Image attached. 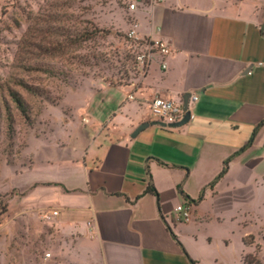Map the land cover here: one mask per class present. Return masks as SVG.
<instances>
[{"label": "crops", "instance_id": "1", "mask_svg": "<svg viewBox=\"0 0 264 264\" xmlns=\"http://www.w3.org/2000/svg\"><path fill=\"white\" fill-rule=\"evenodd\" d=\"M135 17L139 38L169 43L166 68L155 56L136 82L103 90L113 104L85 106L79 135L66 120L63 139H46L27 167L26 192L13 198L14 216L59 213L45 222L59 264H205L183 233L221 215L214 205L264 187V0H166ZM186 94L198 96L187 124L151 125L133 136L156 121V97ZM186 201L197 202L193 218L179 222L174 210ZM244 236L242 264L252 249ZM11 238L19 244V233Z\"/></svg>", "mask_w": 264, "mask_h": 264}, {"label": "rangeland", "instance_id": "2", "mask_svg": "<svg viewBox=\"0 0 264 264\" xmlns=\"http://www.w3.org/2000/svg\"><path fill=\"white\" fill-rule=\"evenodd\" d=\"M132 20L120 0H0V86L24 96L32 120L11 104L13 131L6 111L0 119V264H59L43 215L14 216L10 208L26 192L34 155L47 140H61L66 120L73 119L68 128L79 135L85 106L109 108L115 98L103 90L145 75L136 55L146 42L128 38ZM88 117L94 121L95 115ZM253 190V198L214 205L221 215L183 233L205 264H242V233L254 237L245 255L264 264V187ZM12 233H19V244L12 243Z\"/></svg>", "mask_w": 264, "mask_h": 264}, {"label": "built area", "instance_id": "3", "mask_svg": "<svg viewBox=\"0 0 264 264\" xmlns=\"http://www.w3.org/2000/svg\"><path fill=\"white\" fill-rule=\"evenodd\" d=\"M166 0H120L121 5L125 12L133 18L131 22V28L127 33L128 38L133 39L134 41H144L146 42L145 51L136 55V61L140 63L147 72L148 67L150 66L152 60L155 56H160L163 59L162 67L166 68V63L164 59L171 54V47L169 43L161 38H139L138 37V28L139 21L135 17V14L141 9L163 4ZM161 29H158L160 32ZM129 99H133V95H129ZM191 102H197L198 96H192L190 98ZM150 113L154 120L165 123L167 126L173 125L183 120L186 111L182 100H174L166 97H156L150 104ZM177 215V220L179 222H190L194 214V203L186 201L184 204L179 205L175 208ZM57 211H49L43 215L44 219L49 221L52 218L58 216ZM51 254L47 253L46 257L49 258Z\"/></svg>", "mask_w": 264, "mask_h": 264}, {"label": "trees", "instance_id": "4", "mask_svg": "<svg viewBox=\"0 0 264 264\" xmlns=\"http://www.w3.org/2000/svg\"><path fill=\"white\" fill-rule=\"evenodd\" d=\"M24 88L29 89L27 85L24 83H21ZM3 88V90H2ZM0 90H2L0 93V119L3 117V111H6V116L8 122H10V131H13V113H12V108L11 105L15 107V109L27 120L31 121V110L30 106L28 105L27 101L25 100L24 96L14 88L8 86L6 89H4V86H0ZM33 93V92H32ZM11 104V105H10ZM252 143V141H251ZM231 158L227 159L224 162L223 169L219 176L215 179L213 183H211V187H214V185L227 173L229 163H230ZM202 198V196L200 197ZM192 203H197L196 201H190ZM173 234V233H172ZM173 237L177 239V237L173 234ZM243 243L246 246H252L254 244V237L253 235H248L243 237ZM192 264H197L195 261L191 260ZM243 263L244 264H262L259 260L256 258L251 257L250 255H245L243 257Z\"/></svg>", "mask_w": 264, "mask_h": 264}, {"label": "water", "instance_id": "5", "mask_svg": "<svg viewBox=\"0 0 264 264\" xmlns=\"http://www.w3.org/2000/svg\"><path fill=\"white\" fill-rule=\"evenodd\" d=\"M190 98H191L190 94H186L183 97V104H184V108H185V111H186V114H185L183 120L178 122V123H175L173 125H170V127H181V126H184L185 124H187L190 121V119H191V112L189 111ZM151 125L167 126L165 123H162L160 121L147 122V123H144L141 126H139L138 129H136V131H135L133 136L137 135L139 132H141L142 130L148 128Z\"/></svg>", "mask_w": 264, "mask_h": 264}]
</instances>
